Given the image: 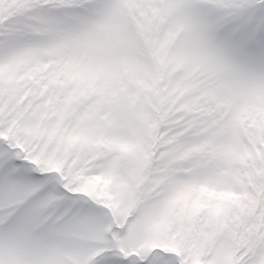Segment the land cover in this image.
Masks as SVG:
<instances>
[{"label": "snow or ice", "instance_id": "snow-or-ice-1", "mask_svg": "<svg viewBox=\"0 0 264 264\" xmlns=\"http://www.w3.org/2000/svg\"><path fill=\"white\" fill-rule=\"evenodd\" d=\"M0 264H264V0H0Z\"/></svg>", "mask_w": 264, "mask_h": 264}]
</instances>
